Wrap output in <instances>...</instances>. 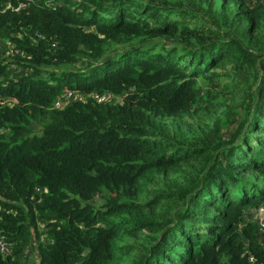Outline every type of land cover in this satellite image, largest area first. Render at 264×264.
I'll return each instance as SVG.
<instances>
[{
  "label": "trees",
  "instance_id": "trees-1",
  "mask_svg": "<svg viewBox=\"0 0 264 264\" xmlns=\"http://www.w3.org/2000/svg\"><path fill=\"white\" fill-rule=\"evenodd\" d=\"M0 44V264H264V1L0 0Z\"/></svg>",
  "mask_w": 264,
  "mask_h": 264
},
{
  "label": "rangeland",
  "instance_id": "rangeland-1",
  "mask_svg": "<svg viewBox=\"0 0 264 264\" xmlns=\"http://www.w3.org/2000/svg\"><path fill=\"white\" fill-rule=\"evenodd\" d=\"M9 51V47L5 48H1V44H0V58L2 59H7L10 57V53ZM15 72L17 71V69L14 70ZM14 73V72H13ZM67 97H69V94H66ZM0 100L3 101H13V99L9 98V97H3L0 95ZM111 101V99H109ZM247 214V219L251 220V221H255L257 223V225H259V231H258V236L264 234V232H262L263 227H260V224L262 226V224L264 223V202L259 205L258 207H255L253 209H249L246 211ZM261 221V222H259ZM260 241H264V236L260 238ZM36 260V255L35 252H33V249H29L26 258H25V264H33V262Z\"/></svg>",
  "mask_w": 264,
  "mask_h": 264
},
{
  "label": "built area",
  "instance_id": "built-area-1",
  "mask_svg": "<svg viewBox=\"0 0 264 264\" xmlns=\"http://www.w3.org/2000/svg\"><path fill=\"white\" fill-rule=\"evenodd\" d=\"M260 1H264V0H260ZM9 51H10V54L11 53H15V50L13 48H11V47H9ZM68 94H69V97L72 96L71 93H68ZM66 97H67V95H66ZM100 99L101 100H109L111 98H108V97L105 96V97H101ZM0 102H1V100H0ZM56 105H58V103H56ZM259 222H261V221H259ZM260 227H263L262 232H264V223L262 224V226L260 224ZM257 228H258V231H259V225H257ZM263 236H264V234L259 235V237H258L259 242L262 243V244H264V241H260V238L263 237ZM9 252H10V243L7 241V239L5 238L4 235L0 234V253L3 254V255H6ZM250 260H252V257L250 258Z\"/></svg>",
  "mask_w": 264,
  "mask_h": 264
},
{
  "label": "water",
  "instance_id": "water-1",
  "mask_svg": "<svg viewBox=\"0 0 264 264\" xmlns=\"http://www.w3.org/2000/svg\"><path fill=\"white\" fill-rule=\"evenodd\" d=\"M226 260V259H225Z\"/></svg>",
  "mask_w": 264,
  "mask_h": 264
}]
</instances>
